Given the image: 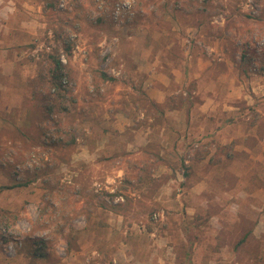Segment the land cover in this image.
Segmentation results:
<instances>
[{"label": "rangeland", "instance_id": "374dc122", "mask_svg": "<svg viewBox=\"0 0 264 264\" xmlns=\"http://www.w3.org/2000/svg\"><path fill=\"white\" fill-rule=\"evenodd\" d=\"M190 1L0 0V184L11 173L40 174L0 193V215L7 216L0 264H264V137L255 157L233 156L236 139L214 142L186 131L209 80L228 74L239 85V119L264 131V0H243L234 12L222 5L198 12L202 5ZM55 48L68 67L63 84L76 98L65 120L81 128L77 143L31 153L7 148L5 131L17 126L38 135L32 122L39 116L54 135L45 111L50 90L36 79ZM242 50L254 59L246 73ZM189 63L201 73L199 89L174 90L148 76L171 78L175 66ZM142 165L156 185L137 183ZM117 189L135 202L124 220L84 202L89 194L110 202L104 192ZM246 232V243L234 248ZM36 238L47 242L46 257L31 258Z\"/></svg>", "mask_w": 264, "mask_h": 264}, {"label": "trees", "instance_id": "16d2710c", "mask_svg": "<svg viewBox=\"0 0 264 264\" xmlns=\"http://www.w3.org/2000/svg\"><path fill=\"white\" fill-rule=\"evenodd\" d=\"M218 1V2H216ZM243 0H191L190 2H196L197 6L202 5L203 8H201L198 12L202 11H208V9H212L213 7L221 6L223 8L229 9L231 12H234L235 10L241 9V3ZM191 5H194V4ZM165 5H168V3H164ZM196 6V7H197ZM204 12V13H205ZM102 21L100 18L98 22ZM203 21V20H202ZM205 21V20H204ZM241 63L239 64V67L241 68V71L243 73H246L247 71V65L253 61V57L248 56L245 52V50H242V55L240 57ZM264 60H262V64L260 65V70L263 69ZM67 66L62 64V62L59 59L58 56V50L52 49L50 52H47L44 54V58L42 62L40 63V70L38 72V76L36 81H40L43 83L51 94V99L48 100V103L45 106V111L48 113L49 118L51 117V124H52V132H54V135H46L44 132V129L47 128L45 124H43L42 116H39L36 118V121H33L32 124L37 132L38 135L31 134L27 131L25 127H14L12 129L6 130L7 137L4 142L5 147H14L15 149H18L17 151H23L27 153H31L34 151L33 148L36 146H44L47 148L51 147H60L63 149H70L77 143V135L80 134L81 128L78 124H73L72 122L66 121V117L70 114V108L68 107V102L75 103L76 104V98L70 96V88L67 87L66 84H63V78L67 74ZM101 76L104 79L114 81L115 79L107 76L104 72H101ZM152 105L156 108H159L156 102H152ZM56 116L55 118L53 116ZM255 115L258 116L257 113ZM65 117V118H64ZM48 118V121L50 119ZM45 133V135L43 134ZM44 135V137H42ZM232 143V142H231ZM230 143V145H231ZM11 145V146H10ZM228 145V146H230ZM42 151L37 152V154L42 158ZM20 154V153H19ZM22 155V154H21ZM157 155V154H156ZM159 157V156H158ZM159 160H162V158L159 157ZM5 163L1 162L0 167L4 168ZM183 167L187 172L184 173L185 177L189 175L188 169L189 166L183 163ZM138 170L139 176L137 179V183L142 184H152L156 185V178H152L149 174V171L147 170L146 165L139 166ZM148 173L147 177H150L149 179H144L143 177ZM40 174L37 172H34L33 177L31 178H24L19 177L17 173L10 174V182L6 184H0V193H2L5 190H11L15 188L25 187L28 186L30 183L34 182ZM123 184H132V181L128 178L122 179ZM121 190H124L121 188ZM80 192V191H79ZM105 196L110 198V202H106L103 197L95 194H89L84 198V202L87 203L90 208L94 207H100L102 209H106L108 211H111L112 213L121 215L123 217V220L126 219V215H128L131 210L134 209V198L128 194L123 193L119 189H117L113 193L104 192ZM123 196V201L121 202H113V199L115 196ZM137 205H142L141 200H137ZM155 208H150L148 211V215L151 216L152 213L155 211ZM89 213V212H88ZM140 213V212H137ZM11 221L15 219V217L11 216ZM7 216L4 213H1L0 215V226L3 223H6ZM250 232L244 233L234 244V248H239L241 245L246 243L247 236ZM72 238L67 239V249H70L72 244ZM32 244L34 245L33 250L30 251L31 258L33 259H39L42 257L47 256L46 252V246L47 242L42 238H36L32 240ZM193 242H190V248ZM190 254L191 251L189 249L183 250L184 259L187 260L188 263L190 260Z\"/></svg>", "mask_w": 264, "mask_h": 264}, {"label": "crops", "instance_id": "0c3cea01", "mask_svg": "<svg viewBox=\"0 0 264 264\" xmlns=\"http://www.w3.org/2000/svg\"><path fill=\"white\" fill-rule=\"evenodd\" d=\"M174 56L173 59L177 61L178 55ZM175 67L177 69L171 78L160 73H151L148 76L157 78L163 85L171 86L174 90L182 89L187 86H191L195 89L200 88L199 81L201 73L191 69L190 63L182 65V70H180L178 66ZM165 86H162V88H165ZM207 91L206 97L202 99L197 106V115L189 120V129L186 131L197 132L201 134L203 139H213L214 142L220 139L221 143H224L227 140L236 139L239 145L234 147L233 150L236 151L233 156L240 153L244 156L255 157L257 152L255 150V145H257L256 142L259 137H264V131L262 134H258L256 124L249 126L250 122L248 120L239 119L240 114L238 113L236 102L240 97V92L239 85L236 83L235 78L229 74L227 77L215 75L213 79L209 80ZM244 98L246 99L245 95ZM155 100L160 102L159 99ZM246 103L250 104V101L247 100ZM174 112H178V110L174 109ZM174 112H171L170 115ZM173 118L176 119L175 117ZM184 121L185 120H183V124H180L181 119L179 121L177 119L174 120L175 124L178 123V127H187ZM262 121L264 122V119H262ZM249 141H251L252 144H245V142ZM228 156L230 157L231 155L229 154Z\"/></svg>", "mask_w": 264, "mask_h": 264}]
</instances>
